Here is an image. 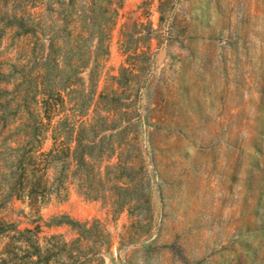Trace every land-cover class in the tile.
Returning a JSON list of instances; mask_svg holds the SVG:
<instances>
[{
	"label": "rangeland",
	"instance_id": "obj_1",
	"mask_svg": "<svg viewBox=\"0 0 264 264\" xmlns=\"http://www.w3.org/2000/svg\"><path fill=\"white\" fill-rule=\"evenodd\" d=\"M142 1L126 0L99 86L128 65L121 25L150 21L135 105L148 199L113 213L72 188L41 208L42 219L26 202L0 204V254L14 234L8 223L39 225L43 244L76 238L71 226L50 223L66 214L100 219L111 233L100 260L86 264H264V0H147L138 8ZM16 9V0H0V62L24 45L5 25ZM22 256L16 249L8 264Z\"/></svg>",
	"mask_w": 264,
	"mask_h": 264
},
{
	"label": "trees",
	"instance_id": "obj_2",
	"mask_svg": "<svg viewBox=\"0 0 264 264\" xmlns=\"http://www.w3.org/2000/svg\"><path fill=\"white\" fill-rule=\"evenodd\" d=\"M125 2L16 0L5 25L24 45L16 59L0 62L1 205L26 202L42 219L41 208L53 198L67 199L72 188L113 213L148 199L135 105L155 31L150 21L138 16L121 25L119 46L128 65L106 74L99 86ZM50 223L71 226L77 237L52 235L55 240L43 244L39 225L8 223L5 229L14 234L0 264H8L16 249L21 264H86L100 260L97 254L111 244L100 219L89 224L63 214Z\"/></svg>",
	"mask_w": 264,
	"mask_h": 264
}]
</instances>
